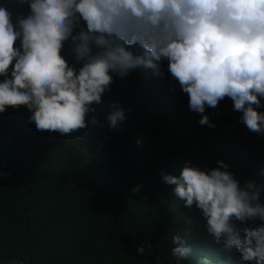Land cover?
Instances as JSON below:
<instances>
[{
    "label": "trees",
    "instance_id": "obj_1",
    "mask_svg": "<svg viewBox=\"0 0 264 264\" xmlns=\"http://www.w3.org/2000/svg\"><path fill=\"white\" fill-rule=\"evenodd\" d=\"M0 4L14 19L28 12L17 0ZM128 50L144 55L139 45ZM64 54L74 62L67 44ZM153 63L114 77L87 128L69 136L37 131L23 106L0 114V264H175L174 235L191 247L181 264H247L215 241L201 211L186 207L161 171L179 175L186 161L210 169L223 160L241 182L261 187L264 202V135L245 127L227 97L203 114L191 111L167 61ZM113 102L125 109L119 131L106 119ZM202 115L214 126L201 125Z\"/></svg>",
    "mask_w": 264,
    "mask_h": 264
},
{
    "label": "clouds",
    "instance_id": "obj_2",
    "mask_svg": "<svg viewBox=\"0 0 264 264\" xmlns=\"http://www.w3.org/2000/svg\"><path fill=\"white\" fill-rule=\"evenodd\" d=\"M27 14L0 4V114L29 110L37 131L69 136L85 129L114 77L138 66L167 61L173 82L203 114L230 98L240 121L264 135V0H17ZM68 45L74 62L66 58ZM139 45L144 55H134ZM108 128L126 119L110 105ZM92 124H98L95 116ZM201 125H214L202 115ZM140 141H137L139 143ZM202 169L186 161L179 175L161 171L186 207L195 205L207 231L247 264H264V202L254 180L241 182L230 166ZM264 174V170H261ZM137 184L133 193L140 191ZM233 221L241 222L237 226ZM248 221H260L250 226ZM171 257L181 264L191 252L186 238L172 237ZM152 245L148 244L151 249ZM138 254H145L143 245Z\"/></svg>",
    "mask_w": 264,
    "mask_h": 264
}]
</instances>
